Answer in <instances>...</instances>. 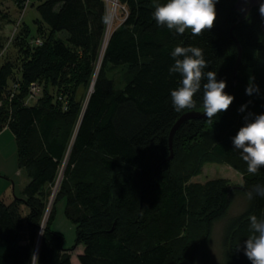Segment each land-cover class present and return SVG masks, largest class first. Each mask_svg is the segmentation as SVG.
I'll list each match as a JSON object with an SVG mask.
<instances>
[{"label":"trees","instance_id":"trees-1","mask_svg":"<svg viewBox=\"0 0 264 264\" xmlns=\"http://www.w3.org/2000/svg\"><path fill=\"white\" fill-rule=\"evenodd\" d=\"M235 1L218 0L214 27L193 36L189 30L181 35L157 26L154 5L166 0H118L126 13L108 39L104 0H45L37 6L34 32L24 26L17 62L0 65V123L9 109L17 167L28 179L23 199L0 200V264H32L35 253L37 264H72L70 253L77 246L83 247L78 264L204 263L214 225L224 220L225 264H251L244 255L245 240L252 234L248 217L264 220V197L249 201L245 193L264 185V168L252 175L246 165L241 185L191 183L203 163L241 157L233 138L245 126V117L251 122L264 114V72H247L244 60L254 51L264 59V18L259 5L238 22ZM234 25L242 61L236 84L228 89L237 59L229 36ZM34 36L42 45L30 49L25 41ZM177 46L202 49L208 63L204 71L216 72L217 82L224 81L225 93L234 99L211 122H185L167 160L173 124L187 112H204L202 91L195 94L192 109L177 112L171 103L170 93L181 80L178 73H169ZM230 53L234 60L226 66ZM119 70L126 71L122 88L108 77ZM14 80L18 89L10 98L6 91ZM31 83L41 93L25 105ZM250 84L258 91L247 95ZM62 166L55 201L64 202L75 243L65 249L63 235L46 225L36 247L49 187ZM237 196L245 200L244 212L227 219ZM24 209L29 213L23 217ZM23 223L29 227L27 235L20 233Z\"/></svg>","mask_w":264,"mask_h":264},{"label":"rangeland","instance_id":"rangeland-1","mask_svg":"<svg viewBox=\"0 0 264 264\" xmlns=\"http://www.w3.org/2000/svg\"><path fill=\"white\" fill-rule=\"evenodd\" d=\"M43 1L45 0H25V2L18 0L19 4H17L15 0H0V65L8 61L13 63L17 62L16 59H18L22 54V50L18 45L22 43L20 38L23 37L22 31L24 26L26 25L30 27L31 31L34 32L35 26L33 21L38 19L36 8ZM117 1L118 0H105L107 6V39L110 33L123 21L124 15L126 13L125 8ZM28 38L25 41V46L30 49L35 48L34 46H31L32 41L40 39V37L34 36L29 39ZM104 46L102 47L98 65L96 64L94 79L99 72ZM258 57V52L254 51L249 53L244 59L247 72L254 68L255 70L258 69L260 74L264 72V59L259 60ZM233 60L234 57L230 53L227 56L225 65L229 66ZM125 74L126 71L119 70L116 72L114 71L108 77H112L116 88H122L125 82ZM14 85H17L16 80L9 82L10 87H13ZM7 92L8 90L6 93ZM88 93L89 88L86 94ZM83 94L84 91L80 90L78 97L82 98ZM4 96L7 95L5 94ZM28 96L29 87H27V100ZM27 100H25V105H27ZM5 113L6 116L2 118L3 120L0 123V200L4 201L5 203H10L13 197L23 199L22 191L25 188L28 179L26 178L25 174L17 167L15 142L9 130V126L12 121V114L9 109ZM245 167L246 163L241 157L237 158L234 162H205L201 165L199 174L191 178V183L202 186L207 182L216 181L228 186L241 185L243 174L242 171ZM62 169L63 166L61 167L53 185L49 187L48 197L45 201V209L38 222V229L35 232L36 247L46 225L49 227L51 226L54 231L63 235L65 249H71L74 246L75 227L63 215L64 202H56L57 200L55 201L56 195L59 192L60 182L63 179ZM244 209V198L241 196L235 197L228 212L227 219L239 216L244 212ZM27 213H29L28 210L24 209L22 216H26ZM51 216H53L52 220L50 219ZM225 223L226 220L218 222L214 225L211 240L207 247V260L204 263L199 261L198 264H225L221 249ZM27 227L28 225L23 223L21 225L20 233L27 235L29 233V227ZM82 248V246H77L70 253L72 264H78L77 256L81 253Z\"/></svg>","mask_w":264,"mask_h":264},{"label":"clouds","instance_id":"clouds-1","mask_svg":"<svg viewBox=\"0 0 264 264\" xmlns=\"http://www.w3.org/2000/svg\"><path fill=\"white\" fill-rule=\"evenodd\" d=\"M218 0H166L164 4H155L153 18L157 26L166 27L170 31L183 35L189 30L193 36L203 35L215 25V5ZM259 13L264 18V3L259 6ZM174 64L169 73H178L180 85L171 91V103L179 112L192 109L195 105L194 96L202 91L203 111L207 121L227 111L234 97L224 92L226 83L217 82L216 72H205L208 63L204 59L203 50L197 47L177 46L171 52ZM203 82L202 81H205ZM253 85L246 88L251 95ZM239 111H244L242 106ZM234 149L238 151L247 165V172L256 175L264 168V114L256 115L251 122L245 117V126L241 127L233 138ZM251 201L254 197H264V185H254L245 193ZM251 235L245 240L244 255L251 264H264V220L255 215L248 217ZM32 264H37L36 255L31 257Z\"/></svg>","mask_w":264,"mask_h":264},{"label":"water","instance_id":"water-1","mask_svg":"<svg viewBox=\"0 0 264 264\" xmlns=\"http://www.w3.org/2000/svg\"><path fill=\"white\" fill-rule=\"evenodd\" d=\"M263 1L264 0H236L234 3V8L240 14L238 22L245 19L247 17L248 13L252 9L258 7L260 5V3ZM234 28H235V25L231 27V29L229 31V36L233 40L234 45L236 47L237 59H236V62L234 64V67H233L232 83L228 87V89H232L235 86L236 80H237V70H238L240 63L242 61V47H241L240 43L238 42V40L233 36ZM260 30H261L262 35L264 37V23L260 26ZM92 87H93V82H92L90 89H89L90 92L92 91ZM224 92H226V88L224 89ZM206 118L207 117L204 115V112L190 111V112H187V113L181 115L177 119V121L171 127V129L169 131V135H168V148L170 151V156L168 157L167 160H170L173 157V153H172L173 138H174V135L176 134V132L179 130V128L187 121L201 120V119H206ZM36 254L37 253H35V255Z\"/></svg>","mask_w":264,"mask_h":264},{"label":"built area","instance_id":"built-area-1","mask_svg":"<svg viewBox=\"0 0 264 264\" xmlns=\"http://www.w3.org/2000/svg\"><path fill=\"white\" fill-rule=\"evenodd\" d=\"M22 1L25 2V0H22ZM41 45H42V41L40 39H37V40L32 41L31 46L40 47ZM28 87H29V96H28L27 104L29 102H32L33 100L37 99L41 93V88L36 83H31ZM17 88H18V85H14L13 87H9L8 92H9L10 98H13L14 93H16V91H17ZM1 104H2V102L0 101V107H1Z\"/></svg>","mask_w":264,"mask_h":264},{"label":"bare ground","instance_id":"bare-ground-1","mask_svg":"<svg viewBox=\"0 0 264 264\" xmlns=\"http://www.w3.org/2000/svg\"><path fill=\"white\" fill-rule=\"evenodd\" d=\"M108 33L106 34V39H107Z\"/></svg>","mask_w":264,"mask_h":264},{"label":"crops","instance_id":"crops-1","mask_svg":"<svg viewBox=\"0 0 264 264\" xmlns=\"http://www.w3.org/2000/svg\"><path fill=\"white\" fill-rule=\"evenodd\" d=\"M3 134H5V133H3ZM2 136V135H1Z\"/></svg>","mask_w":264,"mask_h":264}]
</instances>
